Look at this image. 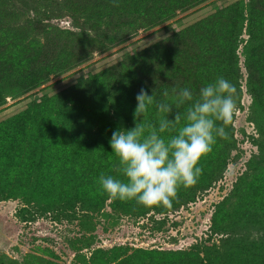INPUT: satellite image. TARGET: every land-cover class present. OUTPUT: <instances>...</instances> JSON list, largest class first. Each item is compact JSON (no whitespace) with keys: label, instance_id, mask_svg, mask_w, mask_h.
Masks as SVG:
<instances>
[{"label":"trees","instance_id":"trees-1","mask_svg":"<svg viewBox=\"0 0 264 264\" xmlns=\"http://www.w3.org/2000/svg\"><path fill=\"white\" fill-rule=\"evenodd\" d=\"M17 1L0 0V106L8 97L39 88L51 74L72 70L94 51L123 43L138 29L161 25L206 0L102 1L103 10L78 8L84 18H73L75 29L46 22L59 9L55 0H32V6ZM218 77L235 85L238 110L244 108V87L250 95L258 150L215 205L209 240L217 239L179 250L98 249L89 264H264V0H235L179 29L168 27L117 63L45 92L0 120V199L20 198L37 211L62 213L78 207L100 211L108 204L137 216L186 207L224 177L238 154L234 123L227 129L228 139L218 137L200 160L198 182L179 187L178 202L170 209L112 199L98 181L101 174L123 179L110 139L118 129L135 127L136 96L142 88L155 99L145 120L158 127L164 114L156 104H171L168 118L173 119L175 111L183 114L187 107L177 109L174 103L181 89L198 98L200 89Z\"/></svg>","mask_w":264,"mask_h":264},{"label":"rangeland","instance_id":"rangeland-1","mask_svg":"<svg viewBox=\"0 0 264 264\" xmlns=\"http://www.w3.org/2000/svg\"><path fill=\"white\" fill-rule=\"evenodd\" d=\"M14 2V0H11ZM17 1V0H16ZM23 0H18L21 2ZM25 1V0H24ZM32 6V0H26ZM55 9L46 22L62 29H75L73 18H84L79 9L103 10L109 0H55ZM119 2L121 0H114ZM235 0H206L200 5L178 14L169 21L147 29H138L129 38L105 51H94L90 57L50 79L25 96L8 97L0 106V120L21 110L29 101L40 98L45 92L53 93L71 85L79 76L106 69L117 63L126 53H133L162 36L168 27L179 29L200 18L217 6ZM45 8V3H42ZM243 60V57H241ZM244 108L238 110L234 126L239 151L229 163L224 177L208 192L186 207L169 213L151 211L140 216L117 211L109 204L100 211L81 207L66 213L52 210H35L20 198L0 199V264H89L94 251L127 250L137 248L157 250L188 249L193 244H212L209 231L215 205L233 188L247 161L258 148L254 140L258 130L250 119L252 101L244 87Z\"/></svg>","mask_w":264,"mask_h":264},{"label":"clouds","instance_id":"clouds-1","mask_svg":"<svg viewBox=\"0 0 264 264\" xmlns=\"http://www.w3.org/2000/svg\"><path fill=\"white\" fill-rule=\"evenodd\" d=\"M163 94L169 95L167 90ZM236 96L235 85L224 77L202 87L198 98L183 88L174 103L177 109L187 105L185 112L175 111L169 119L172 105L156 104L158 112L164 114L157 127L145 120L155 99L142 88L136 96L135 127L118 129L110 139L123 179L101 174L98 182L103 192L112 199L135 201L146 208L170 209L174 200L178 202L179 187L191 188L198 182L203 171L199 162L212 151L217 138L228 139L227 129L238 112ZM165 132L175 134L165 139Z\"/></svg>","mask_w":264,"mask_h":264}]
</instances>
